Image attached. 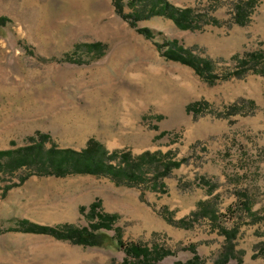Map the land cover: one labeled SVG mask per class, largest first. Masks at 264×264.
Instances as JSON below:
<instances>
[{
  "label": "rangeland",
  "instance_id": "obj_1",
  "mask_svg": "<svg viewBox=\"0 0 264 264\" xmlns=\"http://www.w3.org/2000/svg\"><path fill=\"white\" fill-rule=\"evenodd\" d=\"M116 1L0 0V17L8 20L0 29V151L26 147L39 132L49 137L46 150L82 151L93 139L110 152L160 151L188 161L161 181L160 192L120 186L108 177L3 168L0 264H123L115 232L91 248L24 229V222L88 227L80 208L96 200L105 213L119 216L115 226L125 244L171 251L161 264H186L193 247L202 264H215L225 245L219 227L239 230L238 259L229 264H264V256L254 257L264 245V77L253 71L262 66L210 84L157 47L164 51L176 41L224 76L238 69L239 59L264 53V0H255L242 27L233 22L238 0H168L221 26L182 31L164 17L140 21L153 40L118 16ZM120 1L124 13H132L129 0ZM94 43L105 49L91 64L61 62L89 60L84 45ZM199 102L206 104L203 113L187 111ZM234 104L239 113L218 117ZM202 180L216 188L211 192ZM207 201L218 222L193 216ZM247 205L256 216L245 211ZM181 219L186 227L172 223Z\"/></svg>",
  "mask_w": 264,
  "mask_h": 264
},
{
  "label": "trees",
  "instance_id": "obj_2",
  "mask_svg": "<svg viewBox=\"0 0 264 264\" xmlns=\"http://www.w3.org/2000/svg\"><path fill=\"white\" fill-rule=\"evenodd\" d=\"M254 5L255 0H238L235 2L234 24L241 27L246 26ZM115 7L118 16L127 21L137 33L148 40L154 39L153 32L148 28H140L138 23L153 17L170 19L182 31H197L202 29L204 25L221 26V23L215 18L207 21L195 9L178 8L168 0H129L127 7L132 10L130 14L124 13V3L120 0L115 2ZM7 22V18L0 17V29L5 27ZM84 47L90 55L89 60L74 62L67 58L62 59L61 62L89 65L97 58L95 54L105 49L102 43L86 44ZM157 47L167 60L190 67L198 76L210 84H214L218 80L226 81L233 77L240 78L249 71L248 67L251 65L253 67L261 65L262 68L260 70L254 69L253 71L264 77V53L261 52L252 53L243 59H239L237 70L224 76H218L213 71V62L198 56L193 49L180 46L176 41L165 44L166 49L164 51L162 45L157 44ZM205 109L206 104L202 102L194 103L187 107V111L194 115L203 113ZM237 113H239V104H234L228 109L227 113H222L218 117H230ZM165 135L166 133L163 132L160 136ZM28 141L30 143L26 147L0 151V171L5 167L17 170L25 166H35L40 173L44 172L46 175L65 177L72 174H88L108 177L120 186L146 187L149 191L160 192L163 189L161 181L168 178L174 169L181 167L188 161L186 158L180 160L170 159L168 153L160 151H145L137 156L129 151L115 150L110 152L105 146L93 139L88 141L86 148L82 151L58 149L56 147L46 150L44 144L49 141V137L39 132L30 137ZM202 184L208 185L211 192L216 188L215 185L211 186L205 180H202ZM207 202L199 203L198 211L193 213V216L197 219L208 217L212 222H218L220 219L218 211L210 205L209 201ZM245 211L256 216L249 205L245 207ZM80 214L89 220L90 224L88 227H77L69 224L51 227L30 225V223L24 222V227L28 226L24 229L36 234L50 235L57 240L66 241L73 245L91 248L100 247L106 243L108 238H110L107 232H115L113 238L120 251L125 255L123 264H161L165 259L173 256L171 251L158 246L151 247L140 243L125 244L122 229L115 226L119 216L105 213L100 200H96L89 207H81ZM172 223L182 227L188 225L186 219ZM219 232L225 237V245L215 264H229L232 260L238 259L234 241L238 236L239 230L238 227L233 229L219 227ZM190 249L194 255L186 264H202L201 257L195 247ZM258 256H264V245L259 248L258 255H254L255 258ZM174 264L182 263L177 262Z\"/></svg>",
  "mask_w": 264,
  "mask_h": 264
}]
</instances>
